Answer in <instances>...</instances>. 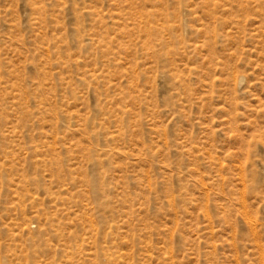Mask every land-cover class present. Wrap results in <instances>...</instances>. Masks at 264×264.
Instances as JSON below:
<instances>
[{"label": "rangeland", "instance_id": "374dc122", "mask_svg": "<svg viewBox=\"0 0 264 264\" xmlns=\"http://www.w3.org/2000/svg\"><path fill=\"white\" fill-rule=\"evenodd\" d=\"M0 264H264V0H0Z\"/></svg>", "mask_w": 264, "mask_h": 264}]
</instances>
